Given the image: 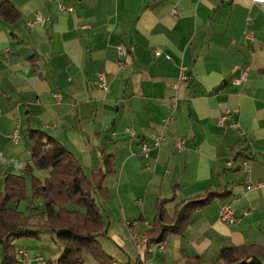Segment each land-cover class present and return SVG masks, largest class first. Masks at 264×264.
Returning <instances> with one entry per match:
<instances>
[{
	"label": "crops",
	"instance_id": "obj_1",
	"mask_svg": "<svg viewBox=\"0 0 264 264\" xmlns=\"http://www.w3.org/2000/svg\"><path fill=\"white\" fill-rule=\"evenodd\" d=\"M4 2L20 17L8 23L0 16V193L7 175L23 177L27 200L8 207L40 233L13 241L19 264H45L61 253L42 227L43 202L31 199L32 178L43 181L49 171L33 167L28 130L56 139L88 177L111 158L112 172L92 197L103 225L96 240L114 264H185L195 257L211 264L223 248H264L262 8L249 0ZM36 14L44 21L29 28ZM118 46L127 50L122 59ZM238 67L246 80L235 85ZM180 72L187 80L177 86ZM225 112L231 116L221 127ZM161 131L163 143L144 158L140 144ZM248 182L262 186L248 190ZM208 192L225 197L195 211L182 235L146 244L158 200H168L172 218L178 204ZM225 204L238 217L234 225L219 218ZM82 264L95 262L84 253Z\"/></svg>",
	"mask_w": 264,
	"mask_h": 264
},
{
	"label": "trees",
	"instance_id": "obj_2",
	"mask_svg": "<svg viewBox=\"0 0 264 264\" xmlns=\"http://www.w3.org/2000/svg\"><path fill=\"white\" fill-rule=\"evenodd\" d=\"M0 16L8 23H14L20 17L7 2L0 5ZM33 59L30 58L31 63H34ZM28 136L33 146V167L49 171V177L43 181L32 178L31 199L43 202L46 220L42 227L61 249L58 259L48 260L45 264H82L84 253L89 254L95 264H114L96 240L102 235L103 225L99 208L92 197V191L101 192L104 177L112 172L111 158H104L103 171L88 177L73 154L56 139L38 130H28ZM222 197L225 194L208 192L202 197L178 204L172 218L168 217L164 208L168 200H158L152 228L146 234V244L151 246L164 242L169 235H182L195 211ZM26 200L24 178L7 175L0 193V264H19L13 241L37 239L40 234L27 228L21 212L8 207L11 203ZM67 205L84 213L68 211L65 208ZM143 253H148V249L145 248ZM137 264L143 263L138 260ZM185 264L202 263L200 258L195 257ZM211 264H264V248H223Z\"/></svg>",
	"mask_w": 264,
	"mask_h": 264
},
{
	"label": "built area",
	"instance_id": "obj_3",
	"mask_svg": "<svg viewBox=\"0 0 264 264\" xmlns=\"http://www.w3.org/2000/svg\"><path fill=\"white\" fill-rule=\"evenodd\" d=\"M249 1L252 4L259 6L260 8H262L264 10V0H249ZM65 11L66 12H72V8H66ZM171 14L175 15L176 11L172 10ZM43 21L44 20L40 16V14H36L35 19L31 22H28L27 25L29 28H33L36 24H41ZM117 54L122 59V57H125L127 54L126 48H124L123 46H118L117 47ZM155 55L160 56L161 54L159 51H156ZM166 58H168V57L166 56ZM122 66H123V62L120 60L119 61V68H122ZM237 69L239 70V76L232 80V83L235 85H239L246 80V69L240 68V67H238ZM186 80H187L186 74L184 72H180V74L177 78V86L179 84L184 83ZM99 87L101 89H106V77L104 74L99 75ZM55 98H58V96H55ZM230 116H231V114L229 112H225V114L223 116H221L217 119L218 125L223 127L225 124V121L227 119H230ZM229 127L232 128L233 130H237L238 124L235 122H231ZM11 139L15 143H17L19 141L17 131H15L11 135ZM164 139H165V136H164V133L162 131L158 132V133H153L151 135V140H152L151 144H149L147 142H142L140 144V151H141L142 156L144 158H147L151 149L158 148L163 143ZM183 144H184V141L180 138H178L175 141L174 146H175V149L178 153H181L183 151ZM230 165H231V162H228L226 164V166H230ZM261 186H262V182H256V183L248 182L247 189L251 190L252 188H260ZM219 218L223 223H225L227 225H234L235 223L238 222V217L234 213V208H233V206H231L229 204H225V205H222L220 207ZM19 253L23 255V253H21V252H19Z\"/></svg>",
	"mask_w": 264,
	"mask_h": 264
},
{
	"label": "rangeland",
	"instance_id": "obj_4",
	"mask_svg": "<svg viewBox=\"0 0 264 264\" xmlns=\"http://www.w3.org/2000/svg\"><path fill=\"white\" fill-rule=\"evenodd\" d=\"M22 239H27V238H22ZM31 240H35V239H31ZM18 241V240H17Z\"/></svg>",
	"mask_w": 264,
	"mask_h": 264
}]
</instances>
